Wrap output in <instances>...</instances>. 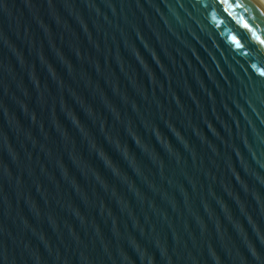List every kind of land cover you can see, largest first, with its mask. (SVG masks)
Segmentation results:
<instances>
[{"label":"water","instance_id":"obj_1","mask_svg":"<svg viewBox=\"0 0 264 264\" xmlns=\"http://www.w3.org/2000/svg\"><path fill=\"white\" fill-rule=\"evenodd\" d=\"M264 0H0V264H264Z\"/></svg>","mask_w":264,"mask_h":264},{"label":"snow or ice","instance_id":"obj_2","mask_svg":"<svg viewBox=\"0 0 264 264\" xmlns=\"http://www.w3.org/2000/svg\"><path fill=\"white\" fill-rule=\"evenodd\" d=\"M262 43H264V41H262ZM262 74H264V73H262Z\"/></svg>","mask_w":264,"mask_h":264}]
</instances>
